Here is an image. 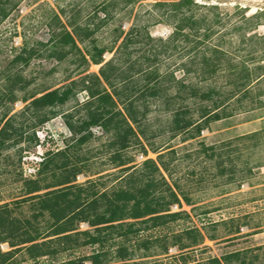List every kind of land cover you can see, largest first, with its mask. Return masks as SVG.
<instances>
[{
  "label": "rangeland",
  "instance_id": "obj_1",
  "mask_svg": "<svg viewBox=\"0 0 264 264\" xmlns=\"http://www.w3.org/2000/svg\"><path fill=\"white\" fill-rule=\"evenodd\" d=\"M0 1L4 3L1 5L4 12L0 13V127L8 118L15 126H22L18 142L0 154V205L10 203L14 216H30V201L13 202L23 197L20 192L23 180H36L47 171L49 160L61 159L56 152H63L68 161V172L75 173L70 184L85 191L116 188L122 173L111 159L114 147L108 148V136L98 127H92L87 141L77 145L65 126V122L78 125L84 119V92L76 91L64 104L48 108L53 112L47 113V120L33 129L28 127L37 121L39 114L26 107L42 94L78 79V74L83 71V74L97 73L99 65L86 67L80 64V55H84V48L89 47L90 41L97 48L110 47L118 30L125 33L133 25L145 26L154 39L169 37L174 19L167 5L179 0H139L123 9L113 5V0ZM187 1L190 4L182 6V12L189 9L186 15L204 18L212 24L209 43L218 42L231 64L242 61L249 69L256 64L264 67V58L260 57L264 53V0ZM157 2L166 4L154 6ZM105 13L108 16L104 18ZM70 24L89 31V35H86L88 32L83 34L86 35L83 44L75 42L79 52L69 50V45L56 43L52 37L62 29L70 31ZM183 32L187 33V28ZM197 39L201 36L197 35ZM119 41L120 38L114 42L113 49ZM192 44L180 37L174 43L175 48L158 55L154 63L159 72L174 71L175 78L180 79L176 67L193 55V52L186 54ZM200 49L201 45H198L197 52ZM153 50L156 49L151 44L139 42L129 45L126 52L131 59H137ZM61 52L66 54L58 61ZM112 52L105 50L101 54L102 61L109 60ZM259 59L261 61L256 62ZM229 77L240 76L229 74ZM186 81L195 80L187 76ZM224 82V78L218 75L212 85L223 87ZM226 89L220 91H229L231 87ZM251 89L250 98L259 101L253 107L255 109L210 122L198 136L184 141L178 136L169 139L168 134L162 132L166 114L156 105H149L147 119L153 123L150 129L162 132L153 141L157 146L166 147L160 153L168 150L175 153V160L168 166L170 176L192 202L188 206L180 200L179 207L170 205V212L182 211L188 217L135 235L116 237L112 234L110 240L101 244L66 250L53 258L29 260L24 252L16 253L10 264H54L61 259L86 257L97 250L105 254L108 264H148L155 258L167 263L178 251L170 247L166 255L150 256L158 249H147L148 241L185 228H195L203 236L200 245L183 250L189 257V264L257 246L261 248L253 252L256 255L253 264H264V77ZM174 91L169 88L165 94ZM8 97L14 100L8 101ZM31 133L36 140H28ZM253 134L255 136L248 137ZM210 153L213 155L207 158ZM126 154L133 157L131 164L136 167L145 159L154 160L157 155L149 151L142 155L136 149H129ZM76 228V231L90 229L85 222L78 223ZM209 235L214 239H207ZM52 238L43 237L41 240ZM0 250L10 249L2 243ZM120 250H123L122 254Z\"/></svg>",
  "mask_w": 264,
  "mask_h": 264
},
{
  "label": "trees",
  "instance_id": "obj_2",
  "mask_svg": "<svg viewBox=\"0 0 264 264\" xmlns=\"http://www.w3.org/2000/svg\"><path fill=\"white\" fill-rule=\"evenodd\" d=\"M136 1L139 0H113L112 4L123 9ZM3 4L0 1L2 14ZM165 4L157 2L154 6ZM189 4L187 0H179L167 5L170 7L174 26L166 39H154L149 36L145 26L133 25L125 33L118 30L110 47L97 48L90 41L89 47L84 48V55H80V64L86 67L89 64L99 65L97 73L83 74V71L78 74V79L42 94L26 107L39 114L37 121L28 127L33 129L47 120V113L53 112L48 108L64 104L76 91L84 92V119L78 125L65 122V126L77 145L83 144L91 136L90 128L98 127L102 134L108 136V148L114 147L111 159L116 162V167H120L119 172L122 174L118 177L119 184L116 188L85 191L80 186L70 184L75 173L68 172V161L63 157V152H56V156L61 159L49 160L47 171L43 170V176L36 180H23L20 187L23 197L20 201L13 202L18 204L30 201V216H14L8 205L10 203L0 205V244L5 243L10 249L0 250V264H10L14 255L20 252H24L29 260L53 258L66 250L101 244L110 240L112 234L116 237L135 235L153 228L166 227L171 222L188 217L182 211L170 212V205L179 207L180 200L188 206L192 202L170 176L168 166L175 160V153L173 150L160 153L166 147L155 145L153 138L165 132L169 139L176 136L182 141L192 139L210 122L228 118L236 112L244 113L255 109L253 107L259 101L250 98V91L264 77L263 65L256 64L249 69L242 61L231 64L218 42L209 43L213 34L212 24L204 18L186 15L189 9L182 12L181 7H188ZM107 16L105 13L104 18ZM69 27L70 31L62 29L52 37L56 43L69 45V50L79 52L75 42L83 44L89 31L77 25L70 24ZM185 28L187 33L183 32ZM84 33L86 35L83 36ZM197 35L201 39H197ZM180 37L184 41L193 42L186 51V54L193 52V55L187 57L188 61L177 65L176 71L181 74V78L176 79L174 71L159 72L154 61L158 55L175 48L174 43ZM119 38L120 41L113 49L114 42ZM139 42L151 44L156 50L131 59L126 50L129 45ZM198 45H201V49L197 52ZM105 50H113V54L103 62L101 54ZM65 54L61 52L57 60L63 59ZM260 57L264 58V53ZM260 61L261 59L256 62ZM229 74L240 77H229ZM218 75L224 78L223 87L212 85ZM187 76L195 81H186ZM161 83L166 86L163 87ZM226 87L231 89L220 91L227 90ZM169 88L175 91L165 94V90ZM7 100L14 99L8 97ZM149 105H156L166 114L162 121V132L150 129L153 123L147 119ZM21 129L22 126H15L10 118L4 121L0 127V154L2 150L18 142L22 135ZM252 136L255 134L248 137ZM27 138L36 140L33 133ZM129 149H136L142 155L147 151L157 155L154 160H143L138 168L131 164L133 157L126 154ZM212 155L210 153L206 157L210 158ZM54 187L59 188L38 194ZM80 222H85L90 229L76 231V225ZM49 236L54 238L41 240ZM202 239V234L195 228L153 237L148 241L147 249H158V252L150 256L166 255L170 247H174L178 253L171 256L167 263L155 258L148 264H175L177 261L179 264H189V257L183 250L200 245ZM207 239L214 238L209 235ZM260 248L261 246H257L232 251L219 258L207 257L193 264H253L256 261L253 252ZM120 252L122 254L123 250ZM106 260L105 254L97 250L86 257L61 259L54 264H83L85 261L89 264H108Z\"/></svg>",
  "mask_w": 264,
  "mask_h": 264
}]
</instances>
